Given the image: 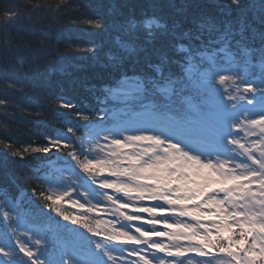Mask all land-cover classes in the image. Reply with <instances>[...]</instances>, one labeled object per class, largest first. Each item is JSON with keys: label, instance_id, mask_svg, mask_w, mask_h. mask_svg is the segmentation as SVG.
<instances>
[{"label": "snow or ice", "instance_id": "snow-or-ice-1", "mask_svg": "<svg viewBox=\"0 0 264 264\" xmlns=\"http://www.w3.org/2000/svg\"><path fill=\"white\" fill-rule=\"evenodd\" d=\"M8 29L0 264H264V0H11ZM93 65L83 98L45 87Z\"/></svg>", "mask_w": 264, "mask_h": 264}, {"label": "trees", "instance_id": "trees-1", "mask_svg": "<svg viewBox=\"0 0 264 264\" xmlns=\"http://www.w3.org/2000/svg\"><path fill=\"white\" fill-rule=\"evenodd\" d=\"M11 0H0V14H2L3 9L6 5H8ZM17 3L26 4L33 3L34 0H16ZM46 3H58L59 0H43ZM69 2H75V0H69ZM108 2H116L124 5H134L137 11L147 10V6L153 3V0H108ZM71 15V12H67L61 14V16L55 21L56 24L60 26H64L68 24V17ZM50 21L45 19L43 23L46 25ZM18 35H23L22 33H18L15 29L0 30V47H2V41L5 36H10L13 39L17 38ZM67 35V34H66ZM70 38H85L83 34L78 32L77 30H73L70 34ZM61 51L63 49L61 48ZM50 63L54 69L58 68V62L55 58L50 60ZM22 74V73H21ZM3 73L0 72V76ZM108 77L106 75L101 74V70L95 65L91 67H84L79 69H74L72 67H65V72L62 74L60 71H54L51 73V76L45 85L46 89L49 93L54 92H71L76 96H80L83 98L88 95L87 89L84 88L81 84V81L91 82L99 86L100 82L103 80H107ZM19 102L30 109L42 108L44 106L43 101L34 98V97H20ZM17 120L18 124L13 125V131L16 132V135L21 139H26L31 136L33 133L40 132L43 133L45 129L51 131L53 130V124H42L41 121L34 116H18ZM30 121V122H29Z\"/></svg>", "mask_w": 264, "mask_h": 264}]
</instances>
